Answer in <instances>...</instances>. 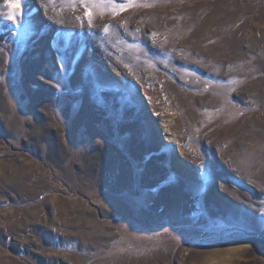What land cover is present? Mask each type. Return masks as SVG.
Listing matches in <instances>:
<instances>
[{"label":"rangeland","instance_id":"374dc122","mask_svg":"<svg viewBox=\"0 0 264 264\" xmlns=\"http://www.w3.org/2000/svg\"><path fill=\"white\" fill-rule=\"evenodd\" d=\"M9 11L0 264H264V0Z\"/></svg>","mask_w":264,"mask_h":264},{"label":"snow or ice","instance_id":"6c2138e0","mask_svg":"<svg viewBox=\"0 0 264 264\" xmlns=\"http://www.w3.org/2000/svg\"><path fill=\"white\" fill-rule=\"evenodd\" d=\"M6 6L10 9V11L7 14V18L9 20H12L14 23L16 21V18L19 14H21V0H5ZM124 5L120 6V10H122ZM113 11L115 13L116 8L114 6ZM87 16H89V23L91 24V13L86 12Z\"/></svg>","mask_w":264,"mask_h":264},{"label":"bare ground","instance_id":"6f19581e","mask_svg":"<svg viewBox=\"0 0 264 264\" xmlns=\"http://www.w3.org/2000/svg\"><path fill=\"white\" fill-rule=\"evenodd\" d=\"M170 140V139H169Z\"/></svg>","mask_w":264,"mask_h":264}]
</instances>
